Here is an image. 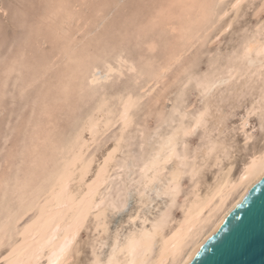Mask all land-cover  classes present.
<instances>
[{
	"label": "bare ground",
	"instance_id": "obj_1",
	"mask_svg": "<svg viewBox=\"0 0 264 264\" xmlns=\"http://www.w3.org/2000/svg\"><path fill=\"white\" fill-rule=\"evenodd\" d=\"M202 2V0H169L164 7L158 10V13L166 17H176L175 21L169 22L170 28L183 35L186 30L190 29L192 17L197 12H203ZM234 3L236 0H233L230 5ZM85 5H87V0H51L50 8L41 17L40 22L38 21L39 24L45 23L50 29L49 35L56 34L62 42L59 60L63 65L61 71L63 80L59 79L54 91L53 88L51 89L53 98L63 96L62 99H66V97L68 99L69 90L72 87V90L75 88L80 93L82 90L84 91L85 85H96L101 80L108 79L116 69L121 67V55L114 58L115 64L108 61L105 62L106 64L104 63L102 68L95 63H89V61L85 63L84 60L82 63L79 62L80 59L78 62L73 61L77 57L73 55L74 34L72 30L70 31L71 27L67 28L66 24L75 21L79 25L82 16H85V14L81 16L79 11ZM230 8L232 7H226L225 11ZM155 22L157 21L155 20ZM63 23L65 25H62ZM258 25H256L253 34L244 39L240 49L235 54L232 52L233 56L224 60L226 62L222 66L219 65L221 66L219 69H215V71L217 70L216 73H211L210 77L200 81L201 92H199L203 95L216 87L224 86L223 90L218 92L219 94L217 93L219 96L214 98V95L208 100L205 99L204 105L195 111L189 124H184V121L182 124L179 122L180 125L177 123L178 127L173 131L164 136L161 134L163 136L161 139H159L160 135L158 136L159 140L154 142L157 143L156 147L152 149V152L148 154V157L139 167L140 173L134 180L138 183L136 186L131 183L133 177L126 175L124 178V184L132 186L131 188L135 192L137 188L139 193L145 192V184L148 185V190L143 197L138 192L135 193L136 205L132 208V213H128L124 218L125 220L121 222L124 228L121 229L119 241L117 242L115 238L116 229L106 228L104 219L98 222L94 213L91 214L90 235L89 239L86 238V241L89 240V257L86 264H89L90 261L107 264L110 255L114 261L121 262V264L126 260L133 259L128 249L132 246L141 245V233L152 231L154 227L156 231L150 241L147 256L144 257L140 254L136 258L146 259L151 264H184L188 256L215 228L221 217L263 174L264 132L260 141L253 144L234 172L235 156L240 149L238 148V151L237 145H235L238 142L234 143L233 140H229L231 137L228 138L233 124L226 123L227 118L229 117L230 120L233 117L230 115H233L236 109H240L234 127H237L242 134L240 143L243 145L252 139L254 128L262 126L264 55H261L260 51L261 47H264V29H259ZM76 29L74 28V31ZM186 47H188L187 44L181 46L157 70L147 73L149 78L139 87L137 92L124 90L125 92H119L114 100L109 103L106 102V98L102 97L100 101L98 99L93 110L84 115L76 132L74 135L72 134L73 137L70 140L73 139V141H70L71 147L68 152H65L61 159L53 161L51 164L48 163V166H46L47 161L44 163L45 165L43 164L46 167L41 177L44 181L43 186L33 194L30 201L25 202L24 199L27 195L19 192L15 204L8 206L5 179L0 178V199L2 202V207H0V248L6 244V241L14 238L13 235L16 233L18 224L24 216L32 213L25 228L21 232L19 231V236H16L17 240L15 239L16 242L9 249L7 255L3 259L0 255V264H49L50 257L53 261L57 259L56 254L59 253L66 238L72 239V243L66 255L62 257L64 264L79 263L81 246L78 245V240L85 239V234L82 232L85 223L80 222L81 211L89 205L99 204L101 196L107 197L108 191L104 190L103 187L112 176L120 174L121 165H117L115 157L119 151L121 138L132 122V110L136 108L144 94L147 93L145 91H148V86H150V91L161 82L167 70L178 60ZM70 61L74 63L71 64ZM85 66H87L86 70ZM128 69H134L133 63L128 64ZM145 74V71L135 69L134 81L137 82ZM55 77L58 79V76ZM94 78L96 83L92 82ZM29 82L28 84H30ZM225 94L231 96L227 101L224 100ZM246 94L249 98L242 103L241 99ZM47 98H42L40 113L44 116H48L51 108L52 98L49 99L50 101ZM61 102L63 103V100ZM126 107L128 109L127 115L131 118L127 127H125L124 122ZM205 110H207L203 117L206 124L205 132L203 129L204 134L201 136V143L192 154L189 155L184 152L182 154L178 151L179 140L184 136L183 132L177 134L176 144L169 145L167 138L173 135L176 129L181 128V126L183 128L194 126L196 117ZM51 111L53 110L51 109ZM250 112L253 114L249 115ZM254 115L258 116L255 117L257 118L255 119L256 123L252 121ZM245 119L248 124L246 128L241 127V123ZM116 124H118V130L113 143L95 160V154L91 148L98 144L105 132ZM36 126L38 127L39 123L33 125V127ZM31 139L32 147L37 149L41 145L48 144L52 140V135L49 130L40 129V132L34 133ZM66 149L68 148L66 147ZM177 155L186 157V159L181 161L176 158ZM188 158L192 159L190 163L187 162ZM165 161L167 162L165 163ZM205 166L215 168L207 179L200 175L201 171H205L203 169ZM177 171L183 173L179 180H175L173 177V173ZM184 174H189L190 184L187 192L178 202L177 197L182 187L181 180ZM158 192L160 195H157ZM174 204L180 208L178 215L172 213ZM133 220L135 222L129 226ZM78 222L81 223L79 228H77ZM108 223H111V220ZM73 233H75L74 237ZM86 241L84 240V243ZM115 243H118L119 246L113 255L112 245ZM105 244H107V250L104 253L102 247ZM93 245H95V255H93ZM38 254L39 258L37 259Z\"/></svg>",
	"mask_w": 264,
	"mask_h": 264
},
{
	"label": "rangeland",
	"instance_id": "obj_2",
	"mask_svg": "<svg viewBox=\"0 0 264 264\" xmlns=\"http://www.w3.org/2000/svg\"><path fill=\"white\" fill-rule=\"evenodd\" d=\"M168 1L87 0V5L79 11L81 16L84 14L86 16H82L80 24L75 21L66 24L67 28L71 27L70 31L72 30L74 34L73 55L77 57L73 61L78 62L79 59L81 63L83 60L84 63L89 61L102 68L108 61L115 64L114 58L121 55V67L108 79H103L96 85H85L81 94L75 88L73 91L72 87L69 90V98L66 97L67 100L65 98L64 100L63 96L53 98L51 91L52 88L54 91L59 79L63 80L61 76L63 65L59 60L62 42L56 34L49 35L50 29L45 23L39 24L41 17L50 8L51 0H0V178H4L8 183L7 188L5 187L8 206L15 204L19 192L27 195L24 201L28 202L33 194L39 191L44 183L41 177L46 170L43 164L47 161L46 166H48V163L61 159L65 152H68L71 147L70 141H73L70 139L79 123L85 114L93 110L98 99L100 101L102 97L106 98V102L109 103L119 92L127 90L137 92L149 78L148 74L157 70L181 46L188 45L178 60L167 70L161 82L150 91L148 86V91H145L147 93L134 108L135 110H132V122L121 138L122 142L120 141L119 151L115 157L117 165H121L120 177L114 175L104 184L103 189L108 191L107 197L115 198L119 191L124 190L123 180L126 175L133 177V181L137 178L140 165L157 145L154 143L155 140L173 131L178 124H182V121L184 124H189L195 111L204 105V100L214 95L215 98L218 92L223 90L224 86H221L211 90L208 95L200 94V81L216 73L215 69H219L226 62L224 60L230 59L233 53L240 49L244 39L253 34L256 25L263 23L264 13H259L258 10L264 4V0H243L239 8H230L228 11H225V8L230 7L233 0H202L203 12H197L192 17L191 27L183 35L170 28L169 22L175 21L176 17H166L158 13ZM74 28L80 30L74 31ZM151 60L153 61L149 62ZM73 61L70 63H74ZM130 63H133L134 69H128ZM135 69L146 72L137 82L134 81ZM55 76H58V79ZM227 96L225 101L231 98L230 95ZM43 97H48V100L52 98L48 116L40 113ZM248 98V94L244 95L241 102H246ZM174 109L179 111L174 112ZM239 110L236 109L233 115H230L233 117L230 120L228 117L226 120L229 125L233 124L228 138L231 137L229 140H233L234 143L238 142L235 145L237 150L240 149L235 156L234 172L253 144L258 143L263 136L261 126H256L252 139L246 145L240 143L242 134L237 127H234ZM181 114L185 115L186 119L181 120ZM253 117L252 121L256 123L255 117L258 116ZM170 118L173 120L171 121ZM36 123H39V126L33 127ZM204 128V126L199 127L193 135L181 137L178 151L192 154L201 143ZM40 129L49 130L52 140L34 149L31 138L34 133L40 132ZM117 130L118 124L112 126L105 132L101 141L91 148L95 160L113 143ZM185 144L188 146L187 150ZM126 161L132 165L133 175L128 171ZM191 161L192 159H187L188 163ZM203 169L205 171H201L200 175L207 179L215 168L205 166ZM17 180H19L18 185ZM137 184L136 182L134 185ZM189 184L190 176L184 174L177 197L178 202L187 192ZM132 191L136 193L134 189ZM1 204L0 199V207ZM177 204L172 207L174 215H178L180 211ZM135 205L133 198L127 214L122 220H115V224L123 222L128 213H132ZM26 216L19 222L14 238L6 241V244L0 248L1 259L16 242V236H19L18 234L25 228L32 213ZM91 220L86 222L82 230L85 239H79V244L77 243L81 246L78 264H86L89 257L88 237ZM114 229L115 226L111 227V230ZM106 250L107 244L102 247L104 253Z\"/></svg>",
	"mask_w": 264,
	"mask_h": 264
},
{
	"label": "water",
	"instance_id": "obj_3",
	"mask_svg": "<svg viewBox=\"0 0 264 264\" xmlns=\"http://www.w3.org/2000/svg\"><path fill=\"white\" fill-rule=\"evenodd\" d=\"M184 264H264V172Z\"/></svg>",
	"mask_w": 264,
	"mask_h": 264
},
{
	"label": "snow or ice",
	"instance_id": "obj_4",
	"mask_svg": "<svg viewBox=\"0 0 264 264\" xmlns=\"http://www.w3.org/2000/svg\"><path fill=\"white\" fill-rule=\"evenodd\" d=\"M242 0H236V3L232 4L231 7L233 9H237L239 8V6L241 5ZM259 13H264V4L261 5L260 9L258 10ZM259 29H264V23H262L261 25H258ZM250 50V49H249ZM261 55H264V47H261V51H260ZM93 83H96L97 81L95 80V78L92 81ZM127 107L125 110V116H124V122H125V127H127L128 123L130 122V117L127 115ZM174 112H178V109H174ZM206 111L205 112H201L199 114L198 117H196V124L194 126H191L189 128H183V126H181V128H178L174 131L173 135L169 136L167 138L169 145L172 144H176V140H177V134L180 132H183V135L185 137L191 136L193 135L197 128L199 127H206V124L203 120V117L206 115ZM253 113H249V115H252ZM186 119L185 115L181 114V120ZM261 122H262V126H261V131L264 132V111H262L261 113ZM248 126L247 124V120H243L241 123V127L246 128ZM117 143H119V141H117ZM185 149L187 150V144H185ZM113 151H115V149H113ZM109 155H111V153H109ZM171 158V156L169 157V159ZM177 159H180L181 161L185 160L186 157H182L180 155L176 156ZM107 162V161H105ZM167 161H165L166 163ZM127 167H128V171L132 172V165L129 164L127 161L125 162ZM124 169H121V171H123ZM141 171H143V169H141ZM183 173L180 172H174L173 173V177L175 180H179V177L182 175ZM194 174V173H193ZM17 185L19 184V180L16 181ZM133 184L136 183V181L132 182ZM5 187L7 188L8 183L7 181L4 182ZM145 188V192L143 193H139V189H136V192H138L140 194L141 197H143L148 190V185L145 184L144 185ZM167 194V193H165ZM135 193H133L131 186L125 184L124 190L122 192H119L118 195L115 198H109V197H104L101 196L100 198V203L99 204H95L94 206L89 205L85 208H83V210L81 211V215H80V222H83L86 224V222H88L90 220L91 214L94 213L95 215V219L96 221H100L101 219L105 220V227L111 229V227L115 226V238L116 241L118 242L121 236V229L124 228L123 223H119V224H115V220L119 219L122 220L123 217L127 214V209L130 206V202L131 200L134 198ZM157 195H160V193L158 192ZM112 221L113 223H108V221ZM78 222L77 224V228H79L81 226V223ZM135 221H131V223H134ZM155 231L156 228L154 227V229L152 231H144L141 233V242L142 244L139 246H132L128 249L129 254L133 257V259L131 260H126L123 262V264H151L150 261L146 260V259H137L136 257L140 254H142L144 257L147 256L148 253V247L150 244V241L152 240V238L155 235ZM111 234V233H110ZM75 236V233H73V237ZM72 243V239L70 238H66L64 245L61 246L59 253H57V259L55 261L52 260V258H49V264H64V259L62 257H64L66 255V253L68 252L70 246ZM118 243H115L112 245L113 248V255H115L117 248H118ZM123 251V250H121ZM93 255H95V245H93ZM39 258V254L37 255V259ZM89 264H102V262L99 261H90ZM107 264H121V262L118 261H114L112 256L110 255L107 261Z\"/></svg>",
	"mask_w": 264,
	"mask_h": 264
}]
</instances>
